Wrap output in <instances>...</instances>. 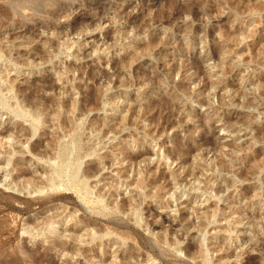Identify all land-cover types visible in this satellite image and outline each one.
<instances>
[{"label":"rangeland","instance_id":"obj_1","mask_svg":"<svg viewBox=\"0 0 264 264\" xmlns=\"http://www.w3.org/2000/svg\"><path fill=\"white\" fill-rule=\"evenodd\" d=\"M234 30L242 31L236 45L228 40ZM228 49L239 60L220 73L216 61ZM0 51L8 72L0 92L19 101L10 100L11 108L21 104L39 118L30 135L27 121L0 108V177L6 168L10 180L38 185L15 189L0 181V264H203L199 231L206 264H264V0H0ZM210 70L224 77L228 93L217 88L212 105L191 99L194 113L183 118V92L204 88ZM110 93L119 113L101 107ZM77 123L80 143H94L82 169L95 172L69 190L48 192L39 182L48 173L42 166ZM140 139L166 164H148L152 154L130 160L144 151ZM123 141L128 150L121 153ZM194 160L211 162L215 177ZM173 183L198 184L203 194L168 203ZM215 208L227 216L201 225L199 214ZM237 217L225 243L218 225ZM46 220L60 226L45 240L34 232Z\"/></svg>","mask_w":264,"mask_h":264},{"label":"bare ground","instance_id":"obj_2","mask_svg":"<svg viewBox=\"0 0 264 264\" xmlns=\"http://www.w3.org/2000/svg\"><path fill=\"white\" fill-rule=\"evenodd\" d=\"M237 28V27H236ZM229 29V28H228ZM232 35H230V38L228 39V40H230L231 42H233L235 45L236 44H239V42L241 41V39H242V31L241 30H234V32L232 31ZM122 35V34H121ZM226 36V35H225ZM132 38V37H131ZM198 39V38H197ZM155 40V39H154ZM179 41V40H178ZM197 41V40H196ZM196 41H195V38H189V39H187V41H186V45H187V47L190 49V48H192L193 47V45L194 44H196ZM198 41H200V40H198ZM153 42V41H152ZM152 44V43H151ZM233 44V45H234ZM139 46V45H138ZM124 47V46H123ZM233 52H234V50H232ZM232 51H230V52H232ZM236 51V50H235ZM238 51V50H237ZM240 51V50H239ZM1 52V51H0ZM222 52V51H221ZM229 49L228 50H225L222 54H221V56L219 57V61H216V62H219V65L217 66V67H219V68H217V71H218V69H219V72L220 73H225L226 71H225V69L226 68H224V65L226 64V63H229V61H232L233 59H231V58H228L229 56ZM234 53H236V52H234ZM213 54V53H212ZM3 54H0V58L2 59V56ZM133 55V54H132ZM238 55H241V54H238ZM4 56V55H3ZM179 56V55H178ZM217 56V55H216ZM235 56V55H234ZM233 56V57H234ZM212 57V56H211ZM232 57V56H231ZM236 58H235V60H233V61H238L239 60V56H237V54H236V56H235ZM216 58V57H215ZM178 59V58H177ZM60 60V59H59ZM110 60V59H109ZM205 62V61H204ZM233 64H231L232 66L229 68L230 70H233L232 68H234V66L236 65V63H234V62H232ZM2 64V63H1ZM4 64V63H3ZM2 64V65H3ZM193 64V63H192ZM126 66V65H125ZM237 66V65H236ZM6 67L5 68H3V67H1L0 66V78L1 77H3L4 76V78H6V76H7V73L5 72L6 70ZM73 69V68H72ZM230 70H228V71H230ZM207 71V70H206ZM64 72V71H63ZM205 73V72H204ZM107 75V74H106ZM204 75H206L207 76V80H205L207 83H206V85L205 86H203L204 88H202V89H198V90H196V89H192V90H188L187 92L186 91H184L183 92V90H185L186 89V87L185 88H182V86H181V88H182V91L181 92H183V93H187V94H185V95H183L182 94V96H185V98H183V102H182V108L185 106V109L182 111L183 112V114H182V116H183V118H185V116L187 117V116H190V115H192L194 112V108H193V106L189 103L190 101H191V99H193L194 98V100L196 101V102H198V103H200V104H202V103H210V101H212V100H214V99H212V96L215 94V90L217 89V88H219V89H221V90H224L226 93H228L227 91H226V87H227V81H225L224 80V77H222V76H217V74L215 75V72H214V74H213V72L210 70L209 72H208V74H204ZM203 75V76H204ZM215 75V76H214ZM58 76V75H57ZM108 76V75H107ZM212 76H214V77H212ZM104 77V76H103ZM205 78V77H204ZM213 78V79H212ZM208 79H209V81H208ZM105 82V81H104ZM156 82V81H155ZM4 83H5V80L3 81V79L2 80H0V89H2V88H6V86L7 85H4ZM122 83V82H121ZM5 86V87H4ZM50 86V85H49ZM108 87V86H107ZM105 88V90L107 89L108 90V88ZM180 87V86H179ZM207 88H208V90H207ZM8 89H9V87H8ZM207 90V94L203 97H201V93H204L205 92V90ZM106 90V91H107ZM181 90V89H180ZM2 91H4V89L2 90ZM9 92L11 91L10 89L8 90ZM223 91V92H224ZM6 92V91H5ZM4 92V93H5ZM232 93V92H231ZM12 93L10 92V93H6V95H4V94H2L1 92H0V108H4L3 107V105H8L11 101L10 100H13V102H14V104H16V102L17 101H15L14 100V96L13 95H11ZM105 94H107L106 92H105ZM104 94V96L103 97H105V98H103L102 99V101H101V107H102V109H105L106 108V110L108 109V110H110L111 111V113H113V112H118L119 113V111H121V107H120V105H119V103H118V101L116 100V99H113V98H115V95H111V93L110 94H108V95H105ZM221 94V93H220ZM217 95V94H216ZM224 94H222V95H219V97H218V100H220V102H222V101H224V100H222V98H224ZM227 96V95H226ZM232 96V95H231ZM235 97V96H234ZM43 98V97H42ZM111 98H112V100H111ZM220 98V99H219ZM231 99V98H230ZM49 100V99H48ZM222 100V101H221ZM10 101V102H9ZM19 102V101H18ZM17 102V103H18ZM55 102V101H54ZM60 102V101H59ZM129 102V101H128ZM243 102H245V101H243ZM40 103V102H39ZM65 103V102H64ZM213 103V102H212ZM46 104V103H45ZM211 104V103H210ZM10 105V104H9ZM21 105V104H20ZM20 105H16L14 108H12V110H14V111H16V112H20V111H22V107L20 106ZM68 105V104H67ZM208 105V104H207ZM212 105V104H211ZM66 106V105H65ZM68 108V107H67ZM87 108V107H86ZM71 109V108H70ZM36 112H37V110H36ZM51 112V111H50ZM111 115V114H110ZM113 115V114H112ZM122 115V114H121ZM109 116V115H108ZM108 116H106V117H108ZM110 117V116H109ZM112 118V116L110 117V119ZM109 119V118H108ZM107 119V120H108ZM182 119V118H181ZM41 120V119H40ZM126 120V116L125 115H122V117H121V121H125ZM183 120V119H182ZM49 121V120H48ZM98 121V120H97ZM181 121V120H180ZM184 121V120H183ZM75 122V121H74ZM174 123V122H173ZM82 124V123H81ZM100 124V123H99ZM66 127V126H65ZM95 128V127H94ZM83 124L82 125H80V123H77V124H75L73 127H72V134H70V140H69V142H67L69 145H71L72 146V148H71V150L69 149V147H68V150L66 149V153H65V157H66V159H67V164H66V166H67V169H68V174L75 180V181H77V180H79V178L82 176V175H87V176H92L93 174H94V172H95V169H94V167H87V168H85V169H82V166H81V162H80V159H81V157H83V156H85V155H87V154H89V153H93V151H94V143L93 144H91V143H80V139H81V135H82V133H83ZM98 129V128H97ZM85 130V129H84ZM101 136V135H100ZM98 137V136H97ZM57 140V139H56ZM61 140V139H60ZM121 143V142H120ZM135 143H136V141H135ZM151 141L148 143V142H144V139H140V141H137V145H138V147L140 146L141 148H144V151H143V149H142V152H138V154H136V155H132V154H128V158L130 159V160H132V159H134V158H137L138 156L140 157V156H145V154L147 155V154H152L153 155V158H149L148 157V160H146V161H148L147 163L148 164H151L150 162H154V163H156L155 164V167L158 165V164H166V158H165V156L160 152V150L159 149H157V150H153V148H152V146H151ZM96 145V144H95ZM65 146V145H64ZM60 150L61 149H58V148H56L55 149V151H54V153L52 154V157L54 158V160H58V159H60L59 157H58V154L60 153ZM125 150H128V142H126V141H123L121 144H120V147H119V151L121 152V153H123ZM70 151L72 152V153H70ZM12 152V151H11ZM62 153H64V152H62ZM61 157V156H60ZM102 157V156H101ZM194 159H196V157L194 158ZM198 160V159H197ZM197 160H194L195 162V165H197V166H195V167H199V166H202V167H204L205 169H210L211 170V174L212 175H214V177H215V171H214V169L215 168H213V164L211 163V162H203V164H200V162L199 161H197ZM4 161L6 162V165L10 162V157L9 158H4ZM133 161V160H132ZM202 161V160H201ZM15 162V161H14ZM146 163V164H147ZM5 166V165H4ZM148 166V165H147ZM145 168V167H144ZM1 169V168H0ZM191 169V168H190ZM218 169V168H217ZM189 171V170H188ZM200 171V170H199ZM145 173V172H144ZM190 174H192L193 175V172L192 171H190ZM211 175V176H212ZM173 176V182L175 181V177H174V175H172ZM194 176V175H193ZM213 177V176H212ZM1 179H0V181L2 182V183H5V184H9V185H12L15 189H30L29 187H31V188H34L33 186L34 185H37L36 183H34V182H31L30 180H25V179H23V180H20V181H18L17 179V177H15V178H17V179H15L16 181H14V178L12 177L11 178V180L9 179V171L6 169V168H2V174H1V177H0ZM13 179V180H12ZM194 180V179H193ZM226 181V180H225ZM39 182H41V183H44V185H47L49 188L51 187L50 186V184L52 183V178H51V176L50 175H48V173L46 174V175H44V177H42V178H40L39 179ZM114 182V181H113ZM170 182V181H169ZM177 182V181H176ZM116 183H118V181L116 182ZM113 184V185H115L113 188H114V192L119 188V187H117V185H119V184ZM135 183L138 185V186H142L143 185V183H144V180H143V178H142V176L141 177H137L136 178V181H135ZM207 183V182H206ZM175 184L176 183H173V189H172V192H169L168 193V196H167V199H166V201L168 202V203H173L174 201H176V199H178L179 197H185V201H188V202H195L196 201V199H198L202 194H203V191H201V190H199V185L198 184H194V183H192V184H189V186H187L186 188H179V186L177 187V186H175ZM41 185V184H40ZM43 185V184H42ZM210 185V184H209ZM38 186V185H37ZM138 186H137V188H138ZM185 187V186H184ZM48 188V189H49ZM161 188V187H160ZM170 188V187H169ZM210 188H211V190H212V186H210ZM222 189V188H221ZM214 190L216 191V192H219L220 191V187H219V185L218 186H215V188H214ZM113 191V190H112ZM139 192V191H138ZM140 194H143L142 192L140 193H138V195H140ZM211 195V194H210ZM217 199L218 200H221V199H223V196L222 195H219L218 194V196H217ZM226 199V198H225ZM190 206V205H189ZM232 206V205H231ZM228 207H230V206H228ZM217 208V207H216ZM214 209V210H212L210 213H208L207 211H205V212H203L202 214H199L200 216V219H201V225H203V226H205V225H209V224H212V225H215L216 224V222H217V220L221 217H226L227 215L223 212V213H219L218 214V212H217V209ZM230 208H232V207H230ZM231 211L232 212H234V214L236 213V212H238V210H237V208H232L231 209ZM232 212H230V213H232ZM131 213H132V215L134 214V216H138L137 215V213L138 212H136V209L135 208H133L132 210H131ZM237 214V213H236ZM226 215V216H225ZM240 215V214H239ZM139 217V216H138ZM220 218V219H221ZM233 218V217H232ZM64 220V219H63ZM238 220H240V217H237V218H234V220H226V222L223 224V225H218V227L221 229V231H223V232H226L227 233V237H226V239H225V243H229V240H230V238H231V235H232V229H234V225H233V223H235V222H237ZM59 221V220H58ZM59 225V223L58 222H56V221H53V220H51V221H47L46 220V222H44L42 225H41V227L38 229V230H36L35 232L33 231V230H31L29 227L27 228V231H28V233H33L34 232V235L35 234H37V235H40V236H45L44 238H45V240L46 239H49V238H51L52 237V235H55V233L57 232V230H58V225ZM193 225V224H192ZM251 225V224H250ZM60 226V225H59ZM198 226V225H197ZM200 226V225H199ZM202 227V226H201ZM259 227V226H258ZM203 229V228H202ZM201 229V230H202ZM33 231V232H32ZM60 234V233H59ZM94 235H92V237H93ZM235 236V235H234ZM34 237V236H33ZM36 237V236H35ZM74 237V236H73ZM220 237V236H219ZM98 238V237H97ZM236 237H234V239H235ZM92 239V238H91ZM100 239V238H99ZM209 240H210V242H214V240L216 239V234H212V235H210L209 236V238H208ZM173 242V241H172ZM231 242V241H230ZM223 243H224V241H223ZM204 244H205V233L204 232H202V231H199L198 232V234H197V245H198V256L200 257V259H201V261H202V263L203 264H206L207 262H208V255L209 254H207V252H206V248L204 249ZM214 244V243H213ZM221 244V243H220ZM229 245V244H228ZM227 246V245H226ZM191 248H192V245L191 244H187L186 246H185V249L188 251V252H190V250H191ZM222 248V247H221ZM196 251V250H195ZM101 255V254H100ZM91 261V260H90ZM104 262V261H103ZM220 264V263H219ZM221 264H222V262H221Z\"/></svg>","mask_w":264,"mask_h":264},{"label":"water","instance_id":"obj_3","mask_svg":"<svg viewBox=\"0 0 264 264\" xmlns=\"http://www.w3.org/2000/svg\"><path fill=\"white\" fill-rule=\"evenodd\" d=\"M3 107H4L3 109H6L9 113L12 114L15 120L20 121V122L27 121V125L25 126V129L28 132V134L33 135L35 133L36 128H37L36 126L39 121V118L36 117L37 116L36 110H27L23 105H22V111L20 112H16L12 110V108L9 105L7 106L3 105ZM67 142L62 141L57 146L58 149H61L60 153L58 154V157L60 159L48 160L46 161L45 165L42 166L44 170L48 172V175H50L52 178V183L50 184L51 187L49 189H46L48 192L57 190L59 188H61L62 190H69L70 185L77 184V182L68 174L69 171L66 166L67 159L64 155L66 153V149L68 150V147L70 150L72 148V146L69 145ZM70 153L72 152L70 151ZM77 190L82 191V187L79 186ZM78 198L80 202L85 201L84 198L82 197L78 196ZM97 213H104V210L99 209Z\"/></svg>","mask_w":264,"mask_h":264}]
</instances>
